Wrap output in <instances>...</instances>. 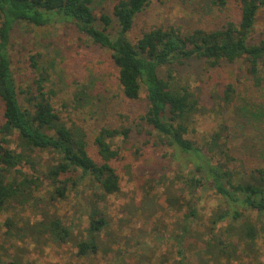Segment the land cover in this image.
<instances>
[{
    "label": "trees",
    "instance_id": "obj_1",
    "mask_svg": "<svg viewBox=\"0 0 264 264\" xmlns=\"http://www.w3.org/2000/svg\"><path fill=\"white\" fill-rule=\"evenodd\" d=\"M153 1L118 0L114 27L111 15L95 14L97 0H0V214H8L2 225L0 264H23L29 244L41 241L73 243L82 264H97L99 257L114 252L121 258V250L115 249L121 237L106 204L109 196L122 192L114 166L120 158L117 139L128 141L133 131L104 127L91 141L81 127L64 123L52 103L53 92L47 90L50 74L39 67V55L31 57L37 71L33 86L22 89L11 57L12 33L20 24H74L91 45L110 54L126 99L136 101L145 94L148 109L141 116L139 134H146L145 146L167 150L175 171L159 180L162 193L144 190L139 206L132 202L126 206L127 214L118 220L121 230L130 224L128 219L140 216L153 219L157 232L156 217L164 210L158 198L164 195L175 218L170 231L177 247L174 264H245L259 251L264 233V161L247 167L245 159L236 156L225 119L212 133L195 138L198 117L206 111L201 98L176 78L170 66L192 58L212 68L243 61L247 80L264 92V40L254 42L252 37L264 0H235L239 19L230 15L214 30L183 34L176 27L160 26L132 40L136 17ZM210 3L220 13L230 11L228 0ZM167 67L165 78L160 72ZM80 95L78 101L83 103V89ZM212 97L219 114L230 111L238 97L235 82L221 91L215 87ZM244 114L249 117L248 111ZM262 117L264 113L252 119ZM47 155L50 160H45ZM89 190H94L92 195L86 194ZM209 192L218 205L206 217L203 205ZM72 193L80 201L68 225L50 209L67 203Z\"/></svg>",
    "mask_w": 264,
    "mask_h": 264
},
{
    "label": "rangeland",
    "instance_id": "obj_2",
    "mask_svg": "<svg viewBox=\"0 0 264 264\" xmlns=\"http://www.w3.org/2000/svg\"><path fill=\"white\" fill-rule=\"evenodd\" d=\"M117 2L97 0L95 4V14L98 17L101 14L111 15L114 27H117V21L113 16V8ZM228 7L230 11L220 13L211 5L210 0H155L136 17L130 38L136 40L144 32L160 26L176 27L183 34L193 33L200 28L214 30L222 26L230 15L239 19L235 0H228ZM252 37L254 42L264 40V10L259 14ZM36 55H39V67L50 74L46 86L48 91L53 92L52 103L69 127H81L91 141L104 127L124 126L133 130L128 141L117 139L120 158L114 162V166L121 176L122 192L118 196H109L106 204L109 216L114 220L113 228L121 237L119 246H115L116 250H121V258L114 252L107 257H99L96 263L162 264L166 261L167 264H174L177 247L175 241L170 240V231L175 227V218L168 209L164 195L158 198V204L164 210L156 217L159 225L157 232L152 229L153 219L148 221L140 216L128 219L130 224L123 227V230L118 225L119 218L127 214L126 206L130 202L139 206L140 202L137 201L142 199L140 194L144 190L153 192L152 188H155V192L162 193L159 180L172 177L175 171L166 156L167 150L152 144L145 146L146 134H139L141 116L148 109L145 94L136 101L126 99L118 86V70L110 54L91 45L74 24H55L49 27L20 24L15 27L11 57L14 75L22 89L33 86L37 71L31 66V57ZM170 68L176 78L191 87L201 98V106L206 111L198 117L195 138L212 133L225 119V123L230 125V144L236 156L244 158L247 167L261 164L264 161V117L253 120L252 116L264 113V92H258L247 80L246 64L243 61L225 62L212 68L204 60L192 58L174 63ZM167 69L160 72L162 77L166 78ZM231 81L235 82L238 97L230 111L219 114L218 107H214L213 92L215 87L219 91L223 90ZM82 89L86 95L83 103L78 101ZM21 101L23 103V96ZM254 105L261 111H257ZM245 110L249 117L244 114ZM2 113L0 102V118ZM91 147L94 149V145ZM45 158L51 159L50 155ZM86 192L92 195L94 190ZM208 195L203 205L206 217L218 205L216 196L212 192ZM79 198L72 193L67 203H56L57 207L50 210L62 215L66 223L72 225ZM7 217V213L0 214V247L2 225ZM74 231L77 233V229ZM41 243L29 244L30 250L23 256V264H82L75 255L73 243ZM258 244L259 251L247 258L245 264H264V233Z\"/></svg>",
    "mask_w": 264,
    "mask_h": 264
}]
</instances>
